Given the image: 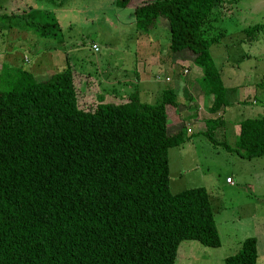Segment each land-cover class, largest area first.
I'll list each match as a JSON object with an SVG mask.
<instances>
[{
    "label": "trees",
    "instance_id": "16d2710c",
    "mask_svg": "<svg viewBox=\"0 0 264 264\" xmlns=\"http://www.w3.org/2000/svg\"><path fill=\"white\" fill-rule=\"evenodd\" d=\"M130 1L113 3L124 8ZM222 1L137 0L132 6L135 31L163 24L171 61L184 58L200 68V89L212 97L210 116L230 104L209 53L222 35H208ZM0 19L12 40L25 31L38 39L61 37L46 10ZM258 29L264 33L260 23L243 27V38ZM156 96L148 103L136 90L103 93L68 57L39 76L0 69V264H174L181 241L220 245L206 190L168 191L167 151L192 134L179 114L166 111L179 104L174 91L167 87ZM212 122L205 119L206 130L197 133L227 146L212 139ZM238 124L229 149L245 159L264 156V114ZM256 260V239L246 237L224 264Z\"/></svg>",
    "mask_w": 264,
    "mask_h": 264
},
{
    "label": "rangeland",
    "instance_id": "374dc122",
    "mask_svg": "<svg viewBox=\"0 0 264 264\" xmlns=\"http://www.w3.org/2000/svg\"><path fill=\"white\" fill-rule=\"evenodd\" d=\"M113 2L114 0H0V15L20 14L29 8L46 10L56 18L61 32L59 38L38 39L29 31H21V39L17 35L12 40L0 19L1 54L11 44L17 50L12 61L14 65L6 66V72L12 74L14 67L22 65V62L25 64L23 70L31 71L29 62L35 52L41 53V57L35 58V62L40 59L37 70L32 71L35 74L43 69H60L65 65V57H68L78 72L89 73L98 80L103 93L122 91L119 94L125 95L136 89L143 90L141 85L148 84L146 86L150 87L149 84H152L154 87L150 89L154 97L151 98L150 95L147 102H156L155 91L162 90L160 82L163 80L169 83L170 80L163 77L166 68H158L161 64L156 67L151 59L160 53L162 56L165 53L168 57L172 56L166 49L169 32L163 24H159L157 28L144 32L146 34L141 36L145 43H137V38L134 37H138L137 34L140 33H135L132 15V6L137 0H131L132 5L124 8L115 7ZM215 16L208 35L216 36L221 33L222 39L209 46V53L221 73L223 83L228 86L250 85L252 94L258 92L259 88H264L260 87V79L264 76V33L258 29L257 32H252V38L244 39L239 29L259 23L264 28V0H223ZM21 40H35L32 49L25 50L27 62H24V56L21 57L22 49L17 46ZM35 46L38 47L36 51ZM49 47L57 51L55 62L41 59L44 54H50L46 51ZM94 47L97 48L96 51L93 50ZM185 57L188 58L186 55ZM176 62H179L176 69L172 68L174 80L193 76L192 71H189L188 76L177 75L182 66H195L192 62L184 58H176ZM227 90V100L231 101L229 105H234L237 99L235 93L231 94L232 91ZM255 101L257 106L252 105L251 101H243L250 105L244 106L243 111L241 107L227 108V111L219 110L213 116H210L206 108L202 109L200 115L204 119L200 124L196 121L194 125H190V129L184 125L187 134L192 132L189 141L167 151L168 191L176 193L187 188L203 187L208 195L220 241L218 247H206L194 240L181 241L177 246L174 264H224V259L234 254L246 237L256 239L257 263L264 264V156L245 159L229 149L236 141L239 125H235L237 120L264 114V106L261 105L264 96L257 94ZM189 106L186 109L193 112V108ZM251 108L253 113H249ZM178 109V105L175 108L166 107L168 115L172 117H176L175 112L179 114ZM209 117L215 121L210 123L213 127L212 139L224 140L227 146L224 143H212L203 132L197 133L206 130L204 121ZM220 120L222 125H216ZM175 122L174 120L173 123ZM232 184L234 187H227Z\"/></svg>",
    "mask_w": 264,
    "mask_h": 264
},
{
    "label": "crops",
    "instance_id": "0c3cea01",
    "mask_svg": "<svg viewBox=\"0 0 264 264\" xmlns=\"http://www.w3.org/2000/svg\"><path fill=\"white\" fill-rule=\"evenodd\" d=\"M242 29H243V27L239 29V32L241 34H242V31H243ZM135 33H140L141 34V35L137 34L138 37H134V38H137L136 39L137 43H145L144 39H142L144 41L141 40V38H142L141 36H144V34H146V33L142 34L141 32H137V31H135ZM242 38H239V40H241ZM221 39L222 38H220L219 40H221ZM13 42H14V44H18L15 41H13ZM148 42H149V39H148ZM26 44L30 45V47H27ZM34 44H35V40H32V42H30L29 40H26L25 42H24V40H21L19 45H17L23 51V52H21L22 53L21 57L26 55V51L25 50L32 49V45H34ZM11 45H10V49H8L6 52L4 51L5 53L1 54V52H0V69L5 68L6 66H10L12 64L13 57L15 59V55L17 54V50L15 49L16 46L12 47ZM211 45H213V44H211ZM37 48L38 47L35 48V51L37 50ZM41 50H43V49H41ZM46 51L49 52L50 54H44L41 59L46 60V61H49V59H50L52 62H55L56 58H57L56 57L57 51L54 48H52V47H49V50H46ZM158 53H160V52H158ZM10 54H12V55H10ZM40 54L41 53H36L35 52L33 59L30 60L29 66L32 67L30 69L31 71H33V68L35 70H37L38 65H37V62H35V58L37 56L41 57ZM174 59L175 60L171 61V59L168 56H162L161 53H160V54H156L155 57L153 59H151V60L153 61L152 63H155L156 67L159 64H161V66L158 67V68H161V67L166 68V71H164L165 75H163V77L168 78V80H170V81L168 83V82H164L162 80V82H160V84L162 85V89L169 87V88H171L174 91L176 97L179 99V104H178V106H179V109H178L179 114H180L181 118L183 119L184 124L186 125V127L188 129H190V125H194V122H196V121L198 122L199 121V124H200L201 121L204 119V118H202V115H200L201 114L200 111H203L202 109H204V108H206L208 110V107L210 106L211 101H212V97L210 95H208V94L207 95L204 94L201 91V89H200L199 81L201 79L202 73H201L200 68L197 67V66H193L192 68H190L189 64H186V65L182 66L180 68V70L177 71V73H178L177 75L180 74V76H188L189 71H192L193 72V76L188 77V78L185 77V78H181V79H178V80H174L173 78L175 76L172 73V68L176 69L177 63H179V62H176V58H174ZM177 60L180 61L179 59H177ZM12 65H14V64H12ZM23 66H25V64L22 62V65L15 66L13 71L15 72L17 69H21L22 70V69H24ZM183 70H185L184 74L182 73ZM25 71H27V70H25ZM38 72H39V70H38ZM219 73H220V71H219ZM33 75L39 76V75H41V72L39 74L33 73ZM220 78H221V73H220ZM221 81H222V78H221ZM222 83H223V81H222ZM146 85H148V84H146ZM146 85H141L143 90L136 89L139 100L143 101V102H147V99H148V97H150V95H151V98L154 97L152 95V92H151V89H150V88H153L154 86L152 84H149L150 87H147ZM223 85L226 88H228L230 91H232L231 94L235 93V97L237 98L236 101H234L235 102L234 105H228V106L224 107V112L227 111V108H229V109H231V108L239 109L240 107L242 108V111H243L244 106H250V105H248L246 103H243V101H251L252 105L257 106L256 105L257 101H255L256 100V95L258 94L261 97L264 96V88H259L260 90H258V92L255 91V93L252 94V88L250 87V85L228 86L227 84H224V83H223ZM260 87H264V85H261ZM121 92L122 91H120L118 93H121ZM155 92H156V95L159 93V91H155ZM247 96H249V97H247ZM253 96H254V99H253ZM156 97H158V96H155V98ZM261 105L264 106V102L261 101ZM188 106L190 108H193L192 110H194V111L193 112H188L189 108L186 109V107H188ZM252 107L259 111V109H257L256 107H254V106H252ZM253 108L250 109L249 113H253L252 112ZM238 111H240V110H238ZM254 114H255V112H254ZM256 114H260V112H256ZM250 118H255V117L251 116ZM239 122L240 121L237 120L235 125L238 124ZM237 130H238V128H237ZM190 134H192V132ZM227 187L231 188V187H234V185L233 184L232 185H227Z\"/></svg>",
    "mask_w": 264,
    "mask_h": 264
},
{
    "label": "built area",
    "instance_id": "2783aa9c",
    "mask_svg": "<svg viewBox=\"0 0 264 264\" xmlns=\"http://www.w3.org/2000/svg\"><path fill=\"white\" fill-rule=\"evenodd\" d=\"M93 50L96 51L97 48L94 47ZM23 60H24V62H27L28 61V59L26 58V56L23 57ZM166 80H168V78H166ZM261 82L264 83V77L261 79ZM227 181H228L229 184H231V182L229 181V179H227Z\"/></svg>",
    "mask_w": 264,
    "mask_h": 264
},
{
    "label": "clouds",
    "instance_id": "9594fccd",
    "mask_svg": "<svg viewBox=\"0 0 264 264\" xmlns=\"http://www.w3.org/2000/svg\"><path fill=\"white\" fill-rule=\"evenodd\" d=\"M263 77H264V76H263ZM263 77H262V78H263Z\"/></svg>",
    "mask_w": 264,
    "mask_h": 264
}]
</instances>
